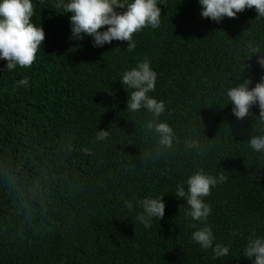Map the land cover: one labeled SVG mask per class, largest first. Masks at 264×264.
<instances>
[{"label": "trees", "instance_id": "obj_1", "mask_svg": "<svg viewBox=\"0 0 264 264\" xmlns=\"http://www.w3.org/2000/svg\"><path fill=\"white\" fill-rule=\"evenodd\" d=\"M34 2L45 33L36 60L12 71L0 60V264H251L242 248L252 232L264 234V158L247 140L262 126L257 107L237 120L221 92L264 74L249 55L264 51V19L246 8L216 23L200 17L197 0H164V28L127 51L124 41H70L57 0ZM145 58L177 135L167 153L141 131L145 113L125 109L119 74ZM24 77L27 89L14 86ZM100 130L110 137L97 141ZM196 169L226 177L206 197L214 235L230 245L221 259L190 242L186 205L175 197ZM156 196L164 216L145 228L139 201Z\"/></svg>", "mask_w": 264, "mask_h": 264}, {"label": "clouds", "instance_id": "obj_2", "mask_svg": "<svg viewBox=\"0 0 264 264\" xmlns=\"http://www.w3.org/2000/svg\"><path fill=\"white\" fill-rule=\"evenodd\" d=\"M162 3L164 0H57L56 6L61 9V14H69L70 41L90 37L94 48L113 41H124L127 43L125 49L132 51L137 38L146 35V31L149 34L157 33L164 28L161 26L164 7H159ZM197 3L200 17L216 23L226 17L235 18L237 13L246 8L254 9L257 19H264V0H197ZM34 14V0H0V60L6 62L4 69L29 68L36 60L45 33L39 23L33 21ZM252 54H255L259 67L264 69V51L252 47L249 55ZM245 66L240 67L239 73L245 71ZM119 75L123 94H127L125 109L130 113H145L140 127L145 135L151 137L153 150L157 154L173 150L177 135L167 120L162 119L167 111L165 102L152 95L157 73L150 60H138L133 67L126 68ZM249 84L248 78L242 82H229L221 96L226 105L231 104V112L237 120L251 115L253 106L258 108L259 115L255 123L262 127L252 132L247 140V148L264 158V74L253 87H249ZM28 85L29 81L24 77L15 81L14 86L27 89ZM109 137L110 132L105 130L97 131L95 135L97 141H105ZM188 147H198V142L192 140ZM199 153L206 154V150ZM225 180L222 173L213 175L203 169H196L177 184L175 191V197L182 198L186 205L184 215L193 229L190 242L201 250L210 249L215 259L227 257L230 245L217 241L208 222L212 207L206 197ZM162 197H145L139 201L140 211L135 219L145 228L150 227L153 220L163 218L165 204ZM124 205L128 209L133 208L130 200H125ZM242 256L251 264H264V234L252 232L242 248Z\"/></svg>", "mask_w": 264, "mask_h": 264}, {"label": "bare ground", "instance_id": "obj_3", "mask_svg": "<svg viewBox=\"0 0 264 264\" xmlns=\"http://www.w3.org/2000/svg\"><path fill=\"white\" fill-rule=\"evenodd\" d=\"M135 55V54H134Z\"/></svg>", "mask_w": 264, "mask_h": 264}]
</instances>
